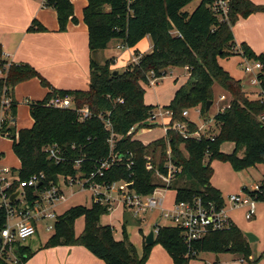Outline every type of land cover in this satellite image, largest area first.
I'll return each mask as SVG.
<instances>
[{"label": "trees", "instance_id": "16d2710c", "mask_svg": "<svg viewBox=\"0 0 264 264\" xmlns=\"http://www.w3.org/2000/svg\"><path fill=\"white\" fill-rule=\"evenodd\" d=\"M85 1L83 21L88 27L90 51L87 91L53 89L32 65L8 63L0 46V99L6 95L12 101L6 111L2 136L10 138L20 162L19 180L10 193L19 191L21 181L41 173L45 174L46 181L38 190L50 186L54 177L81 175L88 178L92 173L97 174L100 163L116 157L122 159L121 162L114 163L102 176L96 175L93 183L108 186L126 182L132 184L136 193L148 196L166 186L159 175H168L170 160L181 170L168 187L176 192V202H193L200 198L205 205L211 203L216 210L222 209L225 200L211 183L212 163L216 160L228 162L236 171L264 166V100L256 92H245L242 81L226 71L219 60L241 55L251 62H260L263 69L258 78L264 90V55H257L245 43L238 46L233 33L241 19L264 13V6L251 0H229L228 13L224 15L216 11L218 0H201L192 12L186 8L196 0ZM45 7L55 10L62 33L67 31L69 23L77 22L71 0H47ZM28 32L48 30L35 20ZM147 37L152 40L153 51L144 55L136 53L139 58L124 71L113 69L114 58L101 62L100 53L113 41L124 48H135ZM173 68H187L189 81L164 108L173 113L166 137L144 145L134 139L135 133L155 128L147 123L159 108L145 104V87L151 74L163 79ZM34 79H39L41 86L50 91L43 100L28 103L32 127L17 130L14 120L18 103L13 91L18 85ZM216 86L231 98L229 107L215 116L219 133L201 140L185 139L174 125L184 123L190 134L196 133L199 130L196 123L185 118L183 113L200 109L207 118L211 111L207 112V105L212 102L213 107ZM56 96L71 97L75 110L47 107ZM84 108L89 109L91 116L81 121L76 109ZM108 122L111 129L107 127ZM111 140L114 141L113 150ZM226 143L234 145L231 154L222 151ZM50 146L61 148L64 161L57 163L49 158L46 149ZM149 163L152 170L147 169ZM244 190L248 192V188ZM24 192L32 204L36 199L35 190L25 189ZM110 213L108 205L95 202L91 207L70 208L58 217L54 234L43 249L84 247L105 264H146L152 248L161 245L174 264H189L199 253H232L250 264H261V259L251 261V244L234 222L229 229L212 232L190 247L184 243L179 230L161 227L155 244L144 245L140 256L126 233L130 223L127 215L124 216L122 241L115 239L113 226L101 223L102 217ZM80 218L85 219V226L77 235L75 225ZM4 227L5 215L0 212V231ZM13 249L18 264H27L36 254L30 246L20 242ZM7 257L11 256L5 254ZM5 260L0 258V264H9Z\"/></svg>", "mask_w": 264, "mask_h": 264}, {"label": "crops", "instance_id": "0c3cea01", "mask_svg": "<svg viewBox=\"0 0 264 264\" xmlns=\"http://www.w3.org/2000/svg\"><path fill=\"white\" fill-rule=\"evenodd\" d=\"M35 1L36 0H0V46L3 49L5 60L10 64L27 63L32 65L39 71L41 76L51 84L53 89L87 91L89 89L90 77L88 27L85 23H81L78 18V24L73 22L69 23L67 31L62 33L59 31V24L55 10L50 8L54 11L55 15L51 14L49 16L47 10L50 9L42 7V5L40 6ZM251 1L257 5L264 6V0ZM84 2L85 8L87 2L85 0ZM72 3L74 4L73 1ZM35 20L39 21L48 32H28V29L33 25ZM233 33L238 46L245 43L257 55H264V13H258L251 15L249 18L241 19L233 28ZM120 46H122V44L117 42V49ZM127 50L128 52L122 53L119 56L113 55L112 57L104 56L100 53L101 62L114 58L115 65L113 66V69L124 71L131 63L137 61V59L134 58L136 53H139V55L151 53L153 51V44L150 43V38L147 37L135 48H128ZM232 60L237 61H235V64H232ZM241 61H243L244 64L240 65L242 67L240 69L239 64ZM219 63L235 79L242 81L237 73L240 71L245 72V59L241 56H237L231 59H220ZM169 72L170 75H168ZM176 73L177 75L174 76ZM167 75V77H164L163 79L170 78L171 81L166 84L163 89H157L159 85L152 86L154 87L152 90L148 88L150 86L145 87L146 105L163 109L168 107L173 101L176 92L187 84L190 78V73L187 68L170 69L168 70ZM40 85L41 83L39 79H34L19 85L16 89L17 97L15 96L14 99L17 100L19 95H21L19 99H23L28 103L43 100L50 90L42 88ZM224 95H226V93H224L223 96ZM14 121L16 124V120ZM168 123L169 121H165V125L163 124L162 126L152 129L138 130L135 133L134 139L142 142L144 145H149L154 141L165 138L168 131V128L166 127ZM113 209V211L116 210V212L119 213L118 222L120 226L115 224L110 225L115 228V231L120 229L123 235L122 228L124 224V216L127 215L129 217L130 213L126 214V209L121 203H116ZM113 211H111V213ZM149 217L150 214L144 219H131V222L137 224L142 231L141 223L145 222ZM161 218L162 217L160 216V219ZM157 225L169 227L166 222L163 225L160 223ZM156 226H154V229ZM115 239L117 241H122L123 236H121V238L115 237ZM146 239L147 237L144 236V245ZM142 254L139 255L142 256ZM27 264L105 263L92 255L84 247H57L43 249ZM146 264H174V262L169 254L166 256L165 253L161 251L156 252L153 255L150 254ZM189 264H192V260Z\"/></svg>", "mask_w": 264, "mask_h": 264}, {"label": "built area", "instance_id": "2783aa9c", "mask_svg": "<svg viewBox=\"0 0 264 264\" xmlns=\"http://www.w3.org/2000/svg\"><path fill=\"white\" fill-rule=\"evenodd\" d=\"M47 0H42V5L45 7ZM228 2L229 0H218L216 2V11H221L224 15L228 13ZM218 11V12H219ZM222 16V15H221ZM123 46L119 47L122 48ZM241 56V55H240ZM242 57V56H241ZM245 59L244 57H242ZM136 62V61H135ZM263 65L260 62H251L245 59L244 71L246 74L252 77V85L258 87L259 94L258 97L264 100V90H262L260 85V80L258 75L261 73ZM2 73L0 72V75ZM159 78L151 74L149 77L148 86L157 85ZM227 100L226 96L220 97V102H225ZM11 98L4 95L0 99V107L3 110V119L0 123V135H2V126L4 120L7 118L6 111L11 105ZM47 107L56 109H73V99L69 96L60 97L56 96L51 99ZM229 105L222 108L224 111ZM76 111L80 115L81 121L89 118L91 113L88 108H84ZM200 113V110H198ZM173 113L169 110L158 108L153 116L149 119V127H159L165 121H169L166 127L169 129V124L172 119ZM185 118L189 116V110L183 113ZM111 124L108 122L107 127L109 129ZM177 132H179L185 139L195 138L201 140L203 137H213V135L207 136V132L202 133L201 128L194 134L188 132V127L184 123H176L173 127ZM134 131V129H133ZM132 131V132H133ZM214 141V139H213ZM111 149H114V141L111 140ZM46 152L50 159H53L57 163L64 161L62 157V151L60 147L50 146L47 147ZM171 155V151L168 152ZM118 160V161H117ZM122 159H116V157H111L108 160L100 163V168L97 174L92 173L90 177L83 178L81 175L76 177H63L65 180L66 187L71 189L78 187L80 191H92L93 201L95 203L108 205L110 210L113 211L114 205L116 203H121L126 211L134 219H144L148 214L156 210L162 211L161 217L166 220L169 227L177 229L181 232L182 239L187 246H191L192 243L200 241L212 232L223 231L229 229L232 226V220L228 217L225 211V205L222 209L216 210L213 204L205 205L202 199H196L193 202H175L174 206L170 210H164L163 206L165 204L166 191L169 190V186L174 178V175L180 173L181 170L174 167L173 163L169 160L167 165L168 175L161 176V180L166 185L165 187L158 188L148 196H143L136 193L134 190H130L129 187L132 184L126 182L113 183L112 185H97L93 183V179L96 175H103L105 170H108L114 163H120ZM80 162H77L79 165ZM130 167V165L128 166ZM148 170H152L153 167L151 163L147 165ZM59 185L53 181L50 186L44 187L42 190H38L42 187L46 181L45 174H36L25 181L20 182L19 191L20 195L15 199L14 202L11 201L12 196L10 191L16 181L19 180L15 173L5 167H0V212L5 215V227L0 231V239L2 240V246L0 249V258L8 262L9 264H18V259L14 253V245L18 242L24 243L26 240L36 236L38 234L39 226L45 222H54L53 225H48L46 227L47 232L54 231L56 222L58 221V215L56 214V209L62 204L68 201V197L65 196L62 190V184L60 177ZM25 189H34L36 192V199L32 204H30L27 199V195L24 192ZM119 194V197H114L113 194ZM249 197L243 199L239 195H232L228 197V202L234 208L246 207L248 209L247 219L252 220L256 214V201L259 197L264 198V180L256 185L254 189L248 190ZM163 226L157 225L154 230L155 238L159 235L160 228ZM22 229H27V232L21 236L20 232ZM5 254H9L11 257L5 258ZM189 254L188 256H190ZM196 255V253H192ZM191 255V256H192Z\"/></svg>", "mask_w": 264, "mask_h": 264}, {"label": "rangeland", "instance_id": "374dc122", "mask_svg": "<svg viewBox=\"0 0 264 264\" xmlns=\"http://www.w3.org/2000/svg\"><path fill=\"white\" fill-rule=\"evenodd\" d=\"M72 1L74 2L75 16L77 19V22L75 24L79 23L78 18L80 19L81 23H84L83 21V9L85 4L84 0H72ZM200 1L201 0H196L195 2L187 6L186 10L189 12L196 10V8L200 4ZM35 2L38 3L40 6L42 5V0H36ZM47 13L49 16L51 14L55 15L54 11H52L51 9L47 10ZM150 43L153 44L151 39H150ZM116 46H117V41H113L110 44L109 49L101 52V54L104 56L112 57L113 55L119 56L122 53L128 52L127 50L128 48L125 47V48L117 49ZM134 58L137 59L139 57L134 56ZM235 61L237 60H232V64H235ZM241 64H244V62L241 61L239 66ZM241 68L242 67L240 66V69ZM168 75H170V72ZM175 75H177V73L174 74V76ZM237 75L241 77L245 92L249 94L256 92L257 94H259L258 87L252 85L251 82L252 77L250 75L248 74L246 75V73L243 71L238 72ZM170 81H171L170 78L158 80L157 85L159 86L157 87V89L158 88L163 89V87L166 84H168ZM17 87L13 91L14 93L13 97L15 96L17 97V93H16ZM148 88L152 90L154 87L150 86ZM224 93L225 92L222 91L218 86L215 87L214 104L207 118H205L202 115L201 111L200 113H198V110L200 109L189 110V116L187 119H189L191 122L196 123L198 129L200 128L201 130L203 129L202 133H205L206 131L208 133L207 136L215 135L219 133V126L214 121L215 116L222 110L223 107L229 105V103L231 102V98L227 93L226 95H224L226 96L227 100L225 102H220V97L223 96ZM20 97L21 95H19L18 99L16 100L18 103L16 116H15V120H16L15 126L17 130L23 128H31L33 123L29 112V104L27 101H24L23 99L20 100L19 99ZM3 116H4L3 110L0 107V123L3 119ZM9 119H12V117H10ZM233 150H234V145L230 143H226L222 147V151L226 154H231ZM0 167L1 168L7 167L11 169L12 171L15 172L16 176L18 175L20 169L19 160L17 159L16 155L13 152L12 142L7 135L5 136L0 135ZM212 167L214 173L211 182L212 185L218 190H220L222 193V196L225 200V211L227 212L228 217L244 234L250 233L257 238V240L253 244H251V248H252L251 261L261 259V264H264V198L258 199V201H256V214L252 220H248L246 217L248 212V209L246 207L234 208L228 202V197L232 195H239L243 199H247L249 197L248 196L249 193L244 189L248 188V190H252L256 185L260 184L264 180V166H259L257 168H251L244 171H236L233 169L230 163L216 160L212 163ZM60 180L62 184V190L64 191L65 196L68 197V201L65 204L60 205L58 209H56V214L58 216L62 215L64 212L75 206L83 205L86 207H91L93 205L94 193L92 191L89 190L80 191L78 187H74L71 189L70 187H66L65 180L63 177H60ZM164 195H165V204L163 206V209L165 211L170 210L176 202L175 192L168 190L166 191V194L164 192ZM113 196L119 197V194L116 193L113 194ZM126 214H128L127 211ZM161 215H162V211L160 210L151 212L150 217L145 222L141 223L142 224L141 227L142 231H141L137 224L131 222V219L134 218H132V216H130L129 214L128 218L130 219V224L127 225L126 233L128 239L134 245L138 254H142L144 252L145 249V246L143 244L144 236L148 237V235L155 230L154 226H156L158 223L162 225L165 224L166 220H164L163 218L160 219ZM118 219H119V213H117L115 210L109 215L103 216L101 219V223L103 225H110V224L119 225ZM134 220H138V219H134ZM53 224L54 222L43 223L42 225L39 226L38 229L39 233L36 236L24 242L25 245L30 246L31 249L34 252H36L35 256L43 250L45 244L54 234V231L51 232L46 231V227L48 225H53ZM84 226H85L84 218H80L76 221L75 229L77 235H80L83 232ZM114 236L116 238H121V236H123L120 229L115 231ZM160 246L161 245H155L152 248L150 254L153 255L156 252L163 251V253H165V255L168 256L167 252L163 250L164 249L163 246L161 247ZM242 258H243L242 256L235 255L232 253H223L219 255L213 253H199L196 256V258L192 259V264H204V263L205 264H250V262H248L247 260H241Z\"/></svg>", "mask_w": 264, "mask_h": 264}, {"label": "water", "instance_id": "95a60500", "mask_svg": "<svg viewBox=\"0 0 264 264\" xmlns=\"http://www.w3.org/2000/svg\"><path fill=\"white\" fill-rule=\"evenodd\" d=\"M115 75L118 74V71H115L114 72ZM211 106H212V102H209L208 105H207V112H209V110L211 109ZM54 182L56 183V185H59V179L58 177H54ZM130 190H133V186H130L129 187ZM20 195V192L16 193L15 195L12 196V199L11 201L14 202L15 199ZM245 237L248 239V242L250 244H253L257 238L253 235V234H250V233H246L245 234ZM155 241H156V238H155V234H154V231H152L147 239H146V244L147 245H154L155 244ZM1 246H2V240L0 239V249H1Z\"/></svg>", "mask_w": 264, "mask_h": 264}, {"label": "clouds", "instance_id": "9594fccd", "mask_svg": "<svg viewBox=\"0 0 264 264\" xmlns=\"http://www.w3.org/2000/svg\"><path fill=\"white\" fill-rule=\"evenodd\" d=\"M27 232V229H22L20 235L23 236Z\"/></svg>", "mask_w": 264, "mask_h": 264}]
</instances>
